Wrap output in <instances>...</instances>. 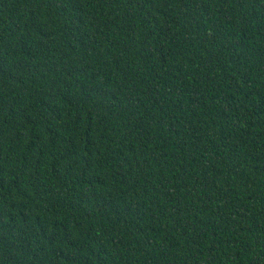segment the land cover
Returning a JSON list of instances; mask_svg holds the SVG:
<instances>
[{
    "label": "trees",
    "instance_id": "1",
    "mask_svg": "<svg viewBox=\"0 0 264 264\" xmlns=\"http://www.w3.org/2000/svg\"><path fill=\"white\" fill-rule=\"evenodd\" d=\"M0 264H264V0H0Z\"/></svg>",
    "mask_w": 264,
    "mask_h": 264
}]
</instances>
